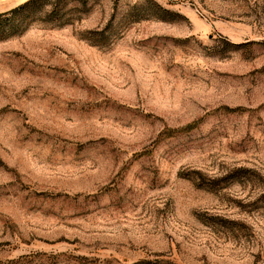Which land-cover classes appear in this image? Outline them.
<instances>
[{"label": "rangeland", "instance_id": "obj_1", "mask_svg": "<svg viewBox=\"0 0 264 264\" xmlns=\"http://www.w3.org/2000/svg\"><path fill=\"white\" fill-rule=\"evenodd\" d=\"M0 0V264H264V0Z\"/></svg>", "mask_w": 264, "mask_h": 264}, {"label": "trees", "instance_id": "obj_2", "mask_svg": "<svg viewBox=\"0 0 264 264\" xmlns=\"http://www.w3.org/2000/svg\"><path fill=\"white\" fill-rule=\"evenodd\" d=\"M44 0H31L27 2L25 5L15 9L14 11L10 12L9 14L13 16L21 15V14H30L32 12H35L42 4ZM53 2L49 4V6L52 8L53 13H56L58 10V7L62 4L64 0H52ZM72 2H81V4H86L87 0H67ZM8 14L1 15L0 17H5Z\"/></svg>", "mask_w": 264, "mask_h": 264}]
</instances>
